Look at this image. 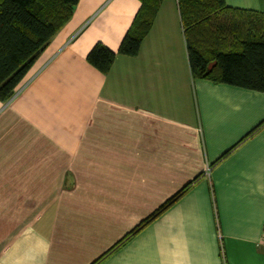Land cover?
Segmentation results:
<instances>
[{
    "label": "crops",
    "instance_id": "crops-1",
    "mask_svg": "<svg viewBox=\"0 0 264 264\" xmlns=\"http://www.w3.org/2000/svg\"><path fill=\"white\" fill-rule=\"evenodd\" d=\"M139 5L79 0L0 103V264H92L188 184L96 264H264V93L192 79L176 0L97 71Z\"/></svg>",
    "mask_w": 264,
    "mask_h": 264
},
{
    "label": "trees",
    "instance_id": "trees-1",
    "mask_svg": "<svg viewBox=\"0 0 264 264\" xmlns=\"http://www.w3.org/2000/svg\"><path fill=\"white\" fill-rule=\"evenodd\" d=\"M79 0H0V103L8 102ZM139 8L116 53L100 43L86 56L107 74L115 56L134 57L165 0H138ZM193 80L264 93V13L227 7L224 0H176ZM183 187L92 264H96L183 194Z\"/></svg>",
    "mask_w": 264,
    "mask_h": 264
},
{
    "label": "built area",
    "instance_id": "built-area-1",
    "mask_svg": "<svg viewBox=\"0 0 264 264\" xmlns=\"http://www.w3.org/2000/svg\"><path fill=\"white\" fill-rule=\"evenodd\" d=\"M204 174H208V169L205 170ZM257 246L259 247V249L261 251L264 252V231L263 233L261 234V237L259 238L258 242H257Z\"/></svg>",
    "mask_w": 264,
    "mask_h": 264
}]
</instances>
